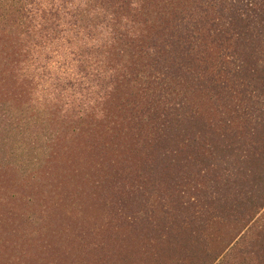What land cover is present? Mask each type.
<instances>
[{"label": "trees", "instance_id": "1", "mask_svg": "<svg viewBox=\"0 0 264 264\" xmlns=\"http://www.w3.org/2000/svg\"><path fill=\"white\" fill-rule=\"evenodd\" d=\"M205 46L217 52L213 72L201 79L194 62L204 60ZM196 77L205 90L237 94L235 111L248 118L243 129L230 128V111L219 125L192 108L185 90ZM2 94H11L18 111H44L49 125L94 122L105 146L113 145L111 130L145 132L150 153L162 150L154 169H190L173 180L192 186L191 202L200 209L181 212V229L157 222L151 232L162 242L173 236L181 247L175 250L188 253L186 264H213L241 236L252 264H264V236L253 240L263 233L264 0H0ZM203 214L226 218V237H213L220 247L205 246ZM187 220L199 229L185 234Z\"/></svg>", "mask_w": 264, "mask_h": 264}, {"label": "rangeland", "instance_id": "2", "mask_svg": "<svg viewBox=\"0 0 264 264\" xmlns=\"http://www.w3.org/2000/svg\"><path fill=\"white\" fill-rule=\"evenodd\" d=\"M216 47L205 46L200 53L204 60L194 62V67L205 73L201 79L206 72H213ZM246 48L255 55L257 49ZM258 61L262 66L261 58ZM198 82L197 77L189 79L185 90L192 108L219 125L230 111V128L243 129L246 117L241 110L235 111L237 94L233 90L215 94ZM35 90L38 95L44 93L43 87L35 86ZM0 100V123L4 121L0 125V194L6 193L0 206V264L188 263L187 251L175 250L181 247L173 236L162 242L159 232H151L149 225L160 222L181 229V212L200 210L192 204V186H180L173 180L176 174L191 173L190 169L184 166L167 173L154 169L162 150L150 153L152 138L145 132L131 129L134 135L130 137L119 129H109L113 135L108 141L113 145L105 146L107 138L98 135L97 126L88 119L58 120L49 125L44 111H18L11 94L0 95ZM243 107L245 110L248 104ZM128 115L127 126L132 123ZM58 123H66L64 132ZM258 216L263 233L254 241L264 236V208ZM204 218L203 229H199L200 223L187 220L185 234L189 227H196L207 236L206 247L214 242L220 247L221 242L213 237L217 232L218 238L226 237V218L217 222L203 214L199 221L203 223ZM160 231L167 234V229ZM174 236L180 240L178 233ZM245 239L241 236L224 248L213 264H252Z\"/></svg>", "mask_w": 264, "mask_h": 264}]
</instances>
